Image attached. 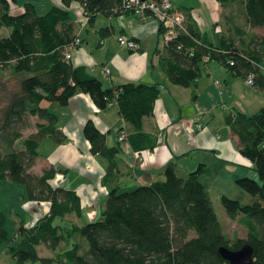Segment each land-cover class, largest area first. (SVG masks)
Listing matches in <instances>:
<instances>
[{
    "label": "trees",
    "instance_id": "1",
    "mask_svg": "<svg viewBox=\"0 0 264 264\" xmlns=\"http://www.w3.org/2000/svg\"><path fill=\"white\" fill-rule=\"evenodd\" d=\"M80 1L89 11V19L99 10H123L118 6L121 0ZM219 1L227 6L234 0ZM62 2L52 3L40 12L34 0H25L22 10L12 12L9 0H0V27L8 28L7 33L0 34V177L24 182L31 200L47 204L32 219L20 221L7 250L22 262L42 259L60 264H228L219 246L238 247L250 241L254 264H264V104L253 111L236 107L225 114L238 134L240 150L253 160L258 176L236 177L251 193L249 200L226 192L220 195L229 216L241 214L239 220L248 227L245 236L231 237L225 230L209 190L200 179L201 172L210 170L206 161H199L184 176L178 172L176 154L165 163L161 176L146 175L142 181L124 182L117 169L123 139L108 144L105 131L91 117L84 122L83 133L91 151L105 159L103 181L108 186L98 215L82 221L76 218L81 216L80 194L74 187L52 181L63 167L50 164L41 172L31 169L46 136L55 142L68 138L58 124L54 104L67 103L78 90L89 92L98 107L117 102L131 125L125 139L135 149L156 143V136L144 128V116L154 111L159 82L127 79L109 84L85 63H73L65 50L76 34L75 22L69 7L71 0ZM239 3L242 21L230 32L220 31L215 41L203 36L190 5L178 6L185 12L189 31L182 30L164 42L167 53L163 66L170 80L189 84L199 75L201 62L218 59L245 77L253 72L251 83L264 86V33L251 29L264 27V0ZM160 30L162 33V24ZM206 52L209 58L203 57ZM12 75L16 81L10 84ZM43 97L50 103L42 104ZM32 114L38 116L35 128L24 133ZM4 216L0 211V238L8 235ZM80 234L87 243L79 238ZM41 243L53 253H39Z\"/></svg>",
    "mask_w": 264,
    "mask_h": 264
},
{
    "label": "crops",
    "instance_id": "2",
    "mask_svg": "<svg viewBox=\"0 0 264 264\" xmlns=\"http://www.w3.org/2000/svg\"><path fill=\"white\" fill-rule=\"evenodd\" d=\"M24 1L15 0L13 6L21 9ZM34 1L40 12L45 11L52 3L63 4L62 0ZM172 1L177 7L182 4L190 5L195 24L204 37L214 41L220 31L230 32V28L235 29V25H239L243 18L237 12L242 4L236 1L227 6H222L219 0ZM69 7L75 29L81 35L80 43L72 48L70 58L73 63H85L92 72L102 76L109 84L127 79L158 81L160 84L154 111L144 116V128L156 136V143L153 147L145 146L137 150L129 139L122 140L117 167L120 180L132 183L145 180L146 175L161 176L165 163L176 154H179L176 157L177 169L183 167L184 173L187 171L188 162V167H192L199 161H206L208 157L206 158L205 153L210 149L216 154L219 153L218 156L225 157L227 164L229 161H237L238 165L231 174L234 179L242 174H251L247 166L253 167V160L240 150L238 134L226 121L225 114L236 107L253 111L263 105L261 94L264 93V86L248 83L243 74L234 72L218 59L201 62L199 75L189 84L174 82L170 80L163 66L167 49L162 39L160 23L155 16L149 14L142 17L130 9L115 13L99 10L93 19H89L83 13L80 0H71ZM222 8H225L224 13ZM230 13L233 17L228 18L227 14ZM251 29L264 33L263 26H254ZM118 33L136 38L139 46L131 48L121 44ZM105 65L109 66L107 72L104 70ZM261 69L264 70V67L261 66ZM238 76H242L241 85H252V90L244 87V93L248 95L244 99L241 96L243 92H238V95L235 92L239 89L236 78ZM217 78L220 82H216ZM54 108L58 112V124L68 138L55 142L51 136H46L39 145L40 152L31 169L41 172L44 166L50 164L63 167L57 170L52 181L74 187L78 191L81 196V216H71L82 221L94 215L93 212L98 211L99 214L103 197L108 190L103 181L105 159L91 151L90 141L83 133L84 122L91 117L105 131L108 144L118 142L121 127L129 133L131 125L121 113L117 102L107 107H98L89 92L84 90L74 92L67 103L54 104ZM32 119L33 117V124L26 126L24 133L35 128ZM189 124L193 125V130L187 129ZM7 180L12 179L0 177V184L7 183ZM251 196L248 193L244 199H250ZM31 203L32 200L28 206ZM46 206L45 203L43 208ZM29 210L34 216L37 209ZM239 216L241 214L235 217L238 219ZM32 217L21 215V220L28 221ZM12 237H15V233ZM1 240L3 238H0V252L6 255V260L15 259L7 250V244H3ZM38 250L39 253H53L45 243L39 244Z\"/></svg>",
    "mask_w": 264,
    "mask_h": 264
},
{
    "label": "rangeland",
    "instance_id": "3",
    "mask_svg": "<svg viewBox=\"0 0 264 264\" xmlns=\"http://www.w3.org/2000/svg\"><path fill=\"white\" fill-rule=\"evenodd\" d=\"M9 1H10L9 9L12 12H18L22 10L23 7L21 9H17L15 6H13L15 5V0H9ZM189 1L198 2V0H189ZM234 1H236V3L239 2V0H234ZM222 12L223 13L225 12V8H222ZM237 12L239 16L243 15L240 8L238 9ZM207 16H208V13H207ZM7 32H8L7 27H4V26L0 27V34L7 33ZM3 77L5 78L6 76L3 75L2 78ZM9 77H10L9 78L10 84H13L16 81L15 77H13V75ZM236 78H238L239 89L236 90L235 92L237 95L239 94L238 92L240 93L243 92L241 96L244 99L246 96H248L247 94L244 93L245 88H249V90H252V85H248V87H245L244 85H241L240 83V79L242 78V76H238ZM261 95H262L261 100H263L262 103H264V93H262ZM236 100H239V99L236 98ZM50 101H51L50 99L43 97L41 100V103L48 104L50 103ZM245 104H248V102H246ZM251 109L252 108H249V110ZM30 117H33L34 120L32 119V121H35V119L38 116L35 114L34 116H30ZM29 127L28 129H30ZM186 127L188 130H193L194 128L193 125H190V124L187 125ZM205 155H206V158L208 157L206 161L211 169L208 174H206L204 171L201 172L200 179L206 184L209 190V195L212 199L214 208L216 209L217 214L219 215L221 220L224 221L225 230L230 234L231 237L236 234H240L243 236L247 235L248 234L247 225L245 223H242L241 220H239V217L238 219L235 217L236 218L235 219L231 216H226L227 211L220 200L221 192H226L232 196L238 195L236 197H239L242 200H246L244 199V197H246L248 193H250L243 186H241L236 181V179H234L233 176L231 175L233 168H235L238 165L236 163L237 161L235 162L229 161L230 162L229 163L230 165H229L226 163L225 160L227 159L225 157L218 156L219 153L216 154L212 152L211 149L209 151L207 150ZM196 165L197 163H195L192 167H188L189 166V162H188L187 168H186L187 171L183 173V167H181L178 169V172L186 176L188 172L191 169H193ZM247 168H249V172L251 173L250 175L254 174V176H257L256 170L254 167L247 166ZM4 183L5 184L3 183L0 184V211H2L5 215L3 225L6 228L8 235L7 237H4L3 240L1 241L3 244H7L9 241L12 240L14 231L18 227V224L21 221V215L24 217L31 218L33 216V213L31 214V211L29 209L33 211L37 209L35 211V213H37V211H39L40 209L42 210V207L45 205L46 201L38 202V201L32 200L31 205L28 206L31 200L30 198H28L26 185L24 182L16 181V180H7V183L6 182ZM224 213H226V215H224ZM93 214L94 215H92L90 218L98 215V211L93 212ZM79 238L83 239L82 241L87 243L86 237L84 235L80 234ZM0 262L1 264H60L57 260H52L50 262H44L42 259L28 260L24 262L15 260L14 258H10V260H6V255L1 252H0Z\"/></svg>",
    "mask_w": 264,
    "mask_h": 264
},
{
    "label": "built area",
    "instance_id": "4",
    "mask_svg": "<svg viewBox=\"0 0 264 264\" xmlns=\"http://www.w3.org/2000/svg\"><path fill=\"white\" fill-rule=\"evenodd\" d=\"M81 3L83 13L88 17V9L84 6L83 2ZM118 6H120L122 9H130L142 17H145L149 14L155 16L159 23L163 25L162 39L166 43L171 38L177 36L182 30L189 31L185 23V12L182 8L174 6L172 0H121ZM117 37L120 43L123 45L131 48L139 46V41L136 38L125 33H118ZM80 41L81 35L79 31H76L74 38L67 44V48L65 50L66 57L71 56L72 48L79 44ZM178 45L180 46L181 43H178ZM189 49L190 52L193 51L191 47H189ZM203 57L209 58L210 55L206 52L203 54ZM104 70L106 72L109 71V66L105 65ZM253 80L254 73L250 72L246 76V81L251 83ZM216 82H220V80L217 78ZM125 137H127V130L124 127H121L118 133V138L125 139Z\"/></svg>",
    "mask_w": 264,
    "mask_h": 264
},
{
    "label": "water",
    "instance_id": "5",
    "mask_svg": "<svg viewBox=\"0 0 264 264\" xmlns=\"http://www.w3.org/2000/svg\"><path fill=\"white\" fill-rule=\"evenodd\" d=\"M219 250L227 258L228 264H254V249L250 241H245L238 247L221 244Z\"/></svg>",
    "mask_w": 264,
    "mask_h": 264
}]
</instances>
